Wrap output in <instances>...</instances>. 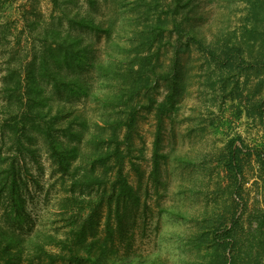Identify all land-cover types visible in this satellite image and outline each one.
<instances>
[{
	"label": "rangeland",
	"instance_id": "374dc122",
	"mask_svg": "<svg viewBox=\"0 0 264 264\" xmlns=\"http://www.w3.org/2000/svg\"><path fill=\"white\" fill-rule=\"evenodd\" d=\"M83 16L99 32L81 27ZM190 32L251 47L244 59L214 56ZM69 33L85 55L65 67ZM260 46L264 0H0V231L16 240H0V264H92L73 230L94 213L97 237L110 242L119 174L139 202L124 219L129 253L116 242L109 264H233V254L264 264ZM52 136L79 146L68 166Z\"/></svg>",
	"mask_w": 264,
	"mask_h": 264
},
{
	"label": "trees",
	"instance_id": "16d2710c",
	"mask_svg": "<svg viewBox=\"0 0 264 264\" xmlns=\"http://www.w3.org/2000/svg\"><path fill=\"white\" fill-rule=\"evenodd\" d=\"M79 23L81 25V27H85V28H91L92 30L99 32L101 25L99 24V26H96V22L93 18L89 17V16H83L80 18ZM112 25H110L111 27ZM254 27V31L256 29V25L253 26ZM253 30H248V32H253ZM109 31V30H108ZM191 36H189V41H192L193 44H196L202 48H206L210 53H212L214 56H216V54H218L219 52L225 51V53H229L232 52L233 50L238 52V56H240L242 59H244V55H246L247 51L250 49V38L249 40H245V38H243V40H245L244 42H233V44L231 42H224L223 45H220V42L217 41H212L210 44H207V40L205 37L200 38L199 34L194 33V32H190ZM66 42L67 46H66V52L65 54H63V61L66 63L65 67H72V64L76 63L77 65H79V61L82 60V54L83 51V46H80V44L78 42H76V39L73 40V42L70 43V40L68 41V38H73L74 36L69 33L66 35ZM72 40V39H71ZM154 46V43L152 41H150L149 44V48L148 49H152ZM140 46H137V50L136 53L137 54H142L143 52L147 51V50H141L139 48ZM264 48V46H260V49L262 50ZM248 49V50H246ZM85 55V54H84ZM228 55V54H227ZM84 59H87L86 56H83ZM229 57V56H227ZM226 63L228 65V67H230L229 65H231V61L230 59L226 60ZM174 82V79L172 80ZM62 83L65 86H71L72 82H70V80H67L66 78H62ZM80 88V87H79ZM77 88V89H79ZM84 89V88H83ZM72 91V89L70 90ZM82 91V90H79ZM82 92H78V95H80ZM173 94L171 93L169 95V97H167V99L163 102L159 103V112L157 114L158 120L159 122L162 123L163 121V116L161 115V108L166 106V104H168V101H171L170 96H172ZM264 107V105H263ZM262 116V115H261ZM78 127L80 128V131H83L86 127L85 122H81V124L78 125ZM109 130H113L114 131V136L118 145L119 146V142H118V138L116 136L117 134V129H111L110 127H108ZM106 131V130H105ZM97 137H103V136H97ZM113 137H111V139H109V141H111L113 139ZM102 141H105V138H102ZM49 144L51 147V150L53 152L54 158L57 159V162L59 163V165L61 166H68L71 162H73L74 159H76L79 156V146H72L70 147V145L65 144L62 140L57 139L56 137H51L49 140ZM116 147V149H117ZM234 152L232 150V146H231V157L233 156ZM114 155V156H113ZM94 157H96V155H93ZM100 156V155H99ZM114 157V159H120L122 158V154L119 150V148L115 151V153L112 154L111 159ZM262 155H258V161L264 166V160H262ZM106 161H104L103 163H105ZM239 167V164H235L234 160L230 159V168L232 171H237ZM120 180H119V184H120V195H119V200H118V205H117V210L115 212L114 215H112V213H110L107 216V221H106V230L108 231V237H111L110 242L108 241V238H106V241H101L100 238L97 237V232L95 230V223H94V213H91L83 222V224L81 226H79V228H75L73 230V232L76 235V238H78V240L80 242H78V245H82V249L85 252H88V260L92 263V264H109L108 262V258L109 256H113L115 253L117 255V252L119 251L118 246H116V242L118 243H122L123 241H127V246H126V250L125 253H129L128 250H130L132 243L130 242L129 238L130 235L128 236V232L124 230V219L125 217H127L128 215V209H129V205L132 203H136L137 201L139 202V195L136 192V190L134 189V187L129 184V182L126 180V178H123L120 174ZM87 177V176H85ZM264 184V181H263ZM264 196V193H263ZM228 235L229 237H231V240H235V242L233 243V247L234 248H238L237 249V253L239 252V250L241 249L240 245H238V242L236 240V237L234 235V229L231 227L228 228ZM133 236V234L131 235ZM0 240L1 241H7L8 245H10L13 241H16L13 238L7 239L6 236L2 233V231H0ZM107 242L110 243L109 247L107 245ZM87 243V244H86ZM86 244V245H84ZM232 247V250H233ZM9 249V247H4L3 251L7 252ZM110 249V251H109ZM229 248H226V251ZM80 252V248L78 247L76 249V252H74V249L72 250V254L73 255H78ZM239 256V254L237 255H232L230 257V261L233 262V264H236V262L238 261L237 257ZM75 261L77 263H81V258H77V256L74 258ZM124 259V260H123ZM121 260V264H133L134 260H129L127 257L123 258ZM83 260V259H82ZM87 260V261H88ZM80 261V262H79Z\"/></svg>",
	"mask_w": 264,
	"mask_h": 264
}]
</instances>
